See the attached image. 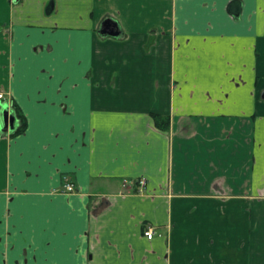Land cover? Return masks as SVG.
<instances>
[{"label":"crops","instance_id":"crops-1","mask_svg":"<svg viewBox=\"0 0 264 264\" xmlns=\"http://www.w3.org/2000/svg\"><path fill=\"white\" fill-rule=\"evenodd\" d=\"M0 91V264H264V0H0Z\"/></svg>","mask_w":264,"mask_h":264},{"label":"water","instance_id":"water-1","mask_svg":"<svg viewBox=\"0 0 264 264\" xmlns=\"http://www.w3.org/2000/svg\"><path fill=\"white\" fill-rule=\"evenodd\" d=\"M234 11V10H233ZM100 33L109 36H118L119 30L116 22L107 18L101 22ZM15 115L10 110L7 104H3L0 109V130L1 131H12L15 128L14 125Z\"/></svg>","mask_w":264,"mask_h":264},{"label":"trees","instance_id":"trees-1","mask_svg":"<svg viewBox=\"0 0 264 264\" xmlns=\"http://www.w3.org/2000/svg\"><path fill=\"white\" fill-rule=\"evenodd\" d=\"M11 107L16 117V128L10 133L11 136H16L23 133L27 127V120L23 113L20 111L17 104L11 100ZM155 119L159 128L165 130L168 128V119L155 115Z\"/></svg>","mask_w":264,"mask_h":264},{"label":"built area","instance_id":"built-area-1","mask_svg":"<svg viewBox=\"0 0 264 264\" xmlns=\"http://www.w3.org/2000/svg\"><path fill=\"white\" fill-rule=\"evenodd\" d=\"M2 99H3V92L0 91V103ZM138 184L143 185L144 184L143 179H139ZM75 190H76V185L74 184V182L71 181V179H66V178L64 179V184L59 189V191L66 193H71ZM143 234L146 238L151 239L155 235L154 228L151 226L146 227V229L143 231Z\"/></svg>","mask_w":264,"mask_h":264},{"label":"flooded vegetation","instance_id":"flooded-vegetation-1","mask_svg":"<svg viewBox=\"0 0 264 264\" xmlns=\"http://www.w3.org/2000/svg\"><path fill=\"white\" fill-rule=\"evenodd\" d=\"M108 17H106L105 19H107ZM109 19H111V18H109ZM112 21H114V22H116L115 20H113V19H111ZM116 24H117V22H116ZM100 28H101V25H100ZM100 28H99V30H100ZM117 28H118V30H119V27H118V24H117ZM100 33V32H99ZM100 34H102V33H100ZM119 34H120V30H119ZM102 35H105V34H102ZM106 36H109V35H106ZM114 37H117V36H114ZM10 110L13 112V109H12V107H11V103H10ZM14 114V113H13ZM15 115V114H14ZM14 125H15V128H16V117H15V120H14ZM14 128V129H15ZM13 129V130H14ZM12 130V131H13ZM12 131H10V132H12Z\"/></svg>","mask_w":264,"mask_h":264}]
</instances>
